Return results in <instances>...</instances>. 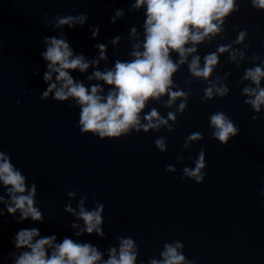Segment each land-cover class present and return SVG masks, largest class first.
<instances>
[{"label":"water","instance_id":"obj_1","mask_svg":"<svg viewBox=\"0 0 264 264\" xmlns=\"http://www.w3.org/2000/svg\"><path fill=\"white\" fill-rule=\"evenodd\" d=\"M135 0H0V149L11 156L12 163L37 184V206L44 214V223L30 219L17 222L12 214L0 217V251L4 257L16 250L15 233L25 227H36L41 236L55 234L59 243L65 236L77 242H91L107 259V249L117 246L119 236L132 237L139 247L137 264H147L149 258H161L166 243L181 242L179 249L195 264H264V106L261 118L253 121V111L243 103L241 85L236 83L246 63L236 69L227 63V53L221 54L217 73L232 75L226 82L230 94L201 103L206 85L189 77L182 68L174 77L185 90H191L187 110L178 115L175 131L166 128L159 133H132L116 140H101L91 134H81L79 108L68 102L42 100L46 89L42 75L46 62L40 53L45 50L43 37L60 31L76 53L88 59L98 58L96 45H107V60L95 66L104 71L115 61L131 59L129 53L136 42L131 37L135 27L143 39L145 8L135 9ZM233 14L225 25L228 39L219 37L211 46L199 45V54L215 50L217 43H229L236 38L237 26L247 28L252 52L264 55V12H257L248 3ZM116 9L125 15L115 23L110 18ZM88 14L81 27L53 30L42 21L57 15ZM99 26L93 38L90 27ZM260 27L259 35L254 29ZM120 36L117 44L111 41ZM175 55V54H173ZM203 62V61H202ZM93 72L78 70L72 75L83 80L86 87L100 84L105 93L109 86L103 81H88ZM35 73H39L36 75ZM215 75V74H214ZM186 79H192L187 85ZM167 99V97H165ZM179 103V101L177 102ZM157 108L161 115L168 109L150 102L147 112ZM226 113L239 126V133L226 145L212 138L208 117L216 112ZM171 123V122H170ZM201 132L203 139L182 150L185 138ZM167 138V149L159 151L154 140ZM205 150L206 176L196 183L182 175L184 167H194L201 149ZM184 160L178 161L177 156ZM172 165L174 172L166 171ZM76 191V198L67 195ZM87 196L85 207L95 206L93 197L104 205V239L95 232L76 236L79 229L71 227L74 217L64 211L67 203L77 207ZM0 208L4 205L0 204ZM6 212V209H5ZM19 217V212L15 214ZM83 226V221H79ZM26 250V249H25ZM0 264H13L9 258Z\"/></svg>","mask_w":264,"mask_h":264},{"label":"clouds","instance_id":"obj_2","mask_svg":"<svg viewBox=\"0 0 264 264\" xmlns=\"http://www.w3.org/2000/svg\"><path fill=\"white\" fill-rule=\"evenodd\" d=\"M241 3L250 4L257 12H264V0H135L132 8H145L143 39L133 27L130 36L135 37L136 42L129 53L131 59H117L113 68L104 71L97 70L95 66L107 60V45L97 44L98 58L90 60L74 51L62 31L58 35L45 36V50L40 56L46 62L42 79L47 86L41 93V99L68 102L69 107H78L81 134H91L101 140H116L132 133H159L164 128L174 132L177 117L187 110L192 95L190 89L185 90L175 82V75L186 68L190 78L206 85L201 97L202 104L227 97L231 90L226 82L232 72L216 74L221 54L227 53V63L236 69L246 63L252 65L244 68L236 87L244 85L240 94L245 98L243 103L253 111L252 120L255 121L261 118L257 114L261 113L264 106V55L257 52L248 54L251 48L248 29L237 26L234 29L237 32L235 39L227 44L217 43L214 51L203 56L199 54L198 47L205 43L211 46L217 37L220 41L228 39L225 25L233 14L241 11ZM124 15V10L116 9L110 21L115 23ZM88 18V14L83 12L57 15L54 18L45 14L42 23L53 30H62L65 26L74 29L82 27ZM89 31L96 38L99 26L90 27ZM254 31L259 35L261 29L256 27ZM120 39V36H116L111 43L115 45ZM90 66H93V72L87 80L103 81L109 86L106 93L100 84L86 87L83 80H77L72 75L76 70L85 73ZM192 79H186L185 83L190 85ZM150 102L169 111L161 115L157 108L152 107L146 112ZM208 119L212 138L222 145L239 133V126L222 111L212 113ZM201 139V132L188 135L182 150ZM154 144L159 151L164 152L167 138L159 136ZM189 159L193 160L194 167H184L178 179L183 181L189 178L201 183L206 176L205 171H202L206 168L205 150L202 148L195 159ZM177 160L182 162L184 156L178 155ZM166 171L174 172L175 168L168 165ZM37 195V184L32 182L29 185L22 169L17 168L11 156L0 149V204L4 205V208H0V217L12 214L17 222L30 219L32 222L44 223V214L37 206ZM67 195L76 198L77 192L69 191ZM260 195L264 196V188ZM86 200L87 196L81 197L76 208L71 202L66 204L64 211L74 217L71 227L79 229L75 232L76 236L95 232L104 239V205L93 197L95 206L89 209L85 207ZM17 212L18 218L15 216ZM79 221H83V226ZM116 239L119 241L118 247L110 246L107 259H104V253L91 242H77L65 236L57 243L55 234L41 236L38 228L25 227L13 237L15 249L22 251L18 254L16 251L10 252L8 257H4L0 251V260L10 258L13 264H137L139 247L135 240L123 236ZM182 247L179 241L166 243L160 253L161 258L151 257L147 264H195L179 251Z\"/></svg>","mask_w":264,"mask_h":264}]
</instances>
